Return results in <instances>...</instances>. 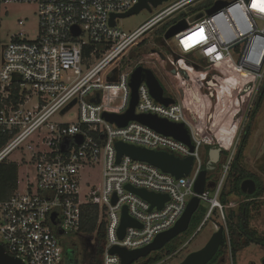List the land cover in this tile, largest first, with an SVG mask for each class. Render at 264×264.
Masks as SVG:
<instances>
[{"label": "built area", "instance_id": "2783aa9c", "mask_svg": "<svg viewBox=\"0 0 264 264\" xmlns=\"http://www.w3.org/2000/svg\"><path fill=\"white\" fill-rule=\"evenodd\" d=\"M199 1L178 0L134 32L125 34L116 26L119 18L110 25V16L128 12L138 0H0V23L5 6L24 4L37 8L35 36L29 38L23 30L25 21L19 19V31L0 51V167L12 164L17 168L16 188L8 199H0V245L9 257L21 264H69L57 236L59 232L78 233L85 205L98 206V222L104 217L102 264H121L117 255L110 254L115 246L133 251L152 243L176 224L192 197L209 205L195 232L203 229L213 208L219 209L224 221L217 198L225 175L209 192L198 195L193 189L203 165L201 148L211 147L213 142L202 136L208 130L200 118L204 110L192 97L189 71L202 76L197 97L207 103L208 97L200 95L204 83L212 96L218 84L232 74L250 88L247 104L251 99L253 102L264 79V11L260 10L261 0H211L209 6L192 11ZM218 1L225 2L224 6L208 14ZM184 9L188 12L175 16ZM177 19L180 20L171 27L182 24L183 28L169 39L173 43L172 48L167 47L169 54L150 51L159 55L158 60L150 59L154 69L141 64L126 67L131 60L129 52L134 47L136 55L141 37L155 26ZM138 67L150 70L156 79L159 76L170 86L172 93L165 94L157 79L163 97L173 103L157 102L142 80L134 113L183 123L189 131L192 151L184 143L135 120L119 127L103 117L127 112L131 100L129 83ZM189 103L203 130L188 115ZM247 104L243 114L249 111ZM75 106V122L54 119ZM116 142L164 151L181 159L193 157V164L187 177L176 179L126 155L117 162ZM231 142L233 147L234 138ZM13 154L19 157L17 164L11 161ZM19 166L25 170L21 179ZM86 168L100 169L101 184L82 196L81 179ZM126 186L165 194L168 199L161 208L150 209L147 201ZM114 196L116 202L112 204ZM124 207L138 226L127 227L119 238ZM211 236L207 235L202 246ZM225 239L229 246L226 229Z\"/></svg>", "mask_w": 264, "mask_h": 264}, {"label": "rangeland", "instance_id": "374dc122", "mask_svg": "<svg viewBox=\"0 0 264 264\" xmlns=\"http://www.w3.org/2000/svg\"><path fill=\"white\" fill-rule=\"evenodd\" d=\"M176 1L178 0H169L168 2L163 3L155 8H151V11L142 10L139 13L131 15L129 17L121 19L119 18L116 20V26L125 34H130L141 27L148 20H150L153 16ZM202 1L204 0L199 1V3ZM2 11L3 16L0 23V51L5 48L12 35L19 31L16 26V23L19 19L25 21L23 30L28 34L29 38L35 36L37 30V8L35 5L13 4L3 7ZM186 12H188V10L184 9L179 13H176L175 16L184 14ZM179 20L180 19H177L173 22L167 21L161 25L155 26L152 30L148 31L143 37H141V45L139 46V49L136 50V55H132L130 63L126 65V67L132 68L136 64H141L143 66L154 69L153 65L150 64L153 61H151L150 59H145L143 55L152 50L158 51L164 55H168L169 50L167 49V47L172 48L173 43L172 40H166L164 38V34L169 27H171ZM259 26H261V24H259ZM135 49L136 48L133 47L129 53H131ZM157 79L165 89V94H171L172 90L170 86L159 76H157ZM236 87L239 90H234ZM236 87L234 86L233 88L230 85L219 84V88L215 89L213 92V97H209L208 92H206V90H209L206 84H204L203 88H201L200 90V95L202 97H208L209 100L207 103L204 98H201L202 101H206H204V112H201L200 114V118L203 119L204 124L206 125V129L215 134L218 139L232 141L233 130L237 128L232 149L230 151H224L220 158L221 165L218 168L215 182L220 181L222 176L226 174L225 167L232 160L233 154L236 150L240 131L244 123H248L250 119V117L247 118L249 111L251 110L249 108H251L253 104V102L251 101L252 99L247 104L250 88L247 89L244 83L238 84ZM224 99H229V102L231 104L230 106H228L230 107L229 109L224 107ZM246 104V108H248L249 111H246V113L243 114V110ZM77 111V107L75 106L70 109V111H68L66 115L54 119L59 122L73 123L76 121ZM209 113H211L212 118L209 122H207ZM250 130V138L244 150L241 163L246 169L256 173L260 177L264 185V100L261 103V107L258 113L250 123ZM209 149L210 147L208 146H203L201 148V157L203 162L208 155ZM10 158L13 163H18L19 157L16 154H13ZM24 171L25 170L23 166L18 167V177L20 179L24 176ZM100 184V169L86 168L82 173L81 179L82 196L87 193L89 188L97 190L100 187ZM212 195L213 193L211 192L210 197ZM241 200L242 198H236L234 196L230 197L231 203L229 204L228 208H236ZM200 206L204 209H207L208 202H201ZM253 206L254 208L252 210L250 228L254 230L258 235L264 236V193L260 198L255 200V204ZM219 217V219H216L215 217L213 219L211 216L212 220L208 221L203 229L199 230L198 232H195L196 230L194 226H191V228L189 227L186 232L167 243L163 249L156 253H152V256H154L155 254L160 255L162 257L161 263H178L189 253L197 251L203 247L202 245L204 244L207 235L209 233L213 234L218 229V225H216L215 222H217L219 225L221 224L224 226L225 223L222 220L221 215ZM192 236L194 237L193 240L189 244H186L187 241L192 238ZM57 238L63 251L69 250L70 247L75 251L74 264H89L93 255L94 239L87 238L77 232H63L62 234L58 235ZM228 247L229 246L226 244L224 263L222 264H244L249 259L255 260L264 255L263 247L251 245L248 249L237 252L235 259H232L230 250L228 251ZM168 249L174 250H171L170 253H167ZM142 261L143 259H140L133 264H142Z\"/></svg>", "mask_w": 264, "mask_h": 264}, {"label": "water", "instance_id": "95a60500", "mask_svg": "<svg viewBox=\"0 0 264 264\" xmlns=\"http://www.w3.org/2000/svg\"><path fill=\"white\" fill-rule=\"evenodd\" d=\"M169 0H138V3L128 12L119 14V15H111L110 16V25H114V19L117 18H126L131 15L137 14L142 10L151 11V8H155L163 3L168 2ZM225 2L218 1L216 2L210 9H208L207 13L211 14L224 6ZM182 24H177L167 30L164 34V38L166 40L172 38L174 34L182 30ZM145 58L158 60L159 55L154 52L146 53L143 55ZM216 71V69H215ZM214 74V72H213ZM189 75L191 76V93L194 99V102L199 105L201 109L204 108L205 102L197 97V90L200 84V80L202 76L193 71H189ZM144 80L151 96L159 103L164 105H168L173 103V101L169 98L163 97V88L161 87L158 80L155 78L153 73L150 70L142 69L141 67L136 68L130 80V88H131V100L130 106L127 112L123 115H109L104 114L103 117L110 123H115L119 127L125 126L129 121L135 120L143 125L148 126L154 131L163 134L165 136L172 137L185 145H187L190 150H193V145L191 143L189 131L185 127L183 123H173L169 122L165 119L158 118L155 115H136L134 113V108L137 103L138 95L137 88L141 81ZM97 102V100H96ZM73 104V103H72ZM72 104L69 105L72 106ZM188 115L197 122L200 130H203V126L198 120L197 115L193 109L192 103H189L187 107ZM237 128L233 130L232 138L235 137V132ZM202 136L211 140L213 145L210 147L208 151V158L212 164H217L220 160V154L222 151H229L232 147V142L229 140L218 139V137L209 132L203 131ZM80 144V140H78ZM115 149L117 153V162L119 161L122 155L129 156L133 160L143 161L151 164L159 168L162 172L170 174L174 178H185L189 174L191 170V166L193 164V157H187L181 159L172 154H169L164 151H151L143 148H137L134 146H130L121 142L115 143ZM127 190L133 192L140 198L144 199L150 204V209L153 207L161 208L164 201L168 199V196L165 194H155L152 192H148L144 189H136L130 186L125 187ZM215 188V183L207 180V172L205 170H201L195 183H194V192L198 195H201L206 190H212ZM256 190V184L253 180L247 179L243 181L240 185V191L246 195L254 194ZM116 202V197L112 198V204ZM200 200L198 197H192L186 205L185 211L183 212L180 219L176 222V224L170 228L169 230L159 234L152 243L149 245L133 250L128 251L124 248L113 247L110 249V254L117 255L120 259L121 264H133L140 259L147 258L150 254L156 253L163 249L167 243L171 240L175 239L177 236L186 232L189 228V224L193 214L199 209ZM138 224L130 218L127 213L126 207L122 209L121 222L118 229V237L122 238L124 231L127 227H136ZM225 233V226L219 227L216 232H214L206 243V245L199 251H195L189 253L186 258L179 264H208L216 252L219 250L220 246L223 244ZM61 233L59 232V235ZM69 256H71V251L67 250ZM224 263V259H222L218 264ZM0 264H21V262L9 257L3 246L0 245ZM69 264H74L72 260H69Z\"/></svg>", "mask_w": 264, "mask_h": 264}, {"label": "trees", "instance_id": "16d2710c", "mask_svg": "<svg viewBox=\"0 0 264 264\" xmlns=\"http://www.w3.org/2000/svg\"><path fill=\"white\" fill-rule=\"evenodd\" d=\"M210 0H204L199 4L193 6L191 8L192 11L200 10L204 7L209 6ZM141 44H138V47ZM134 54V51L130 53V58ZM264 100V79L260 84L256 96L254 98L253 104L251 106V110L249 111L248 117H250L248 123H244L236 145V150L233 154L232 160L228 165V169L226 171L222 186L219 190L218 194V202L223 207V216H224V226L228 234L229 238V250L232 259H235L237 252L240 250L254 244L259 246H264V236L258 235L254 230L250 228V221L252 219V210L254 208L255 200L260 198L264 193V185L260 177L246 169L242 165V158L244 150L247 146V143L250 138V123L258 113L261 103ZM224 153V152H223ZM220 160L217 164H212L209 161L208 155L204 159L202 170L207 172V180L215 182V175H217L218 168L220 166ZM251 179L256 184V190L252 195L243 194L240 191V185L243 181ZM17 185V168L15 165H2L0 167V199L6 200L12 193V191L16 188ZM211 191V190H206ZM242 198L240 203L236 208H225L229 206L231 203L230 197ZM209 209V205L207 209L203 207H199V209L193 214L189 227H195V230L200 226L203 222L207 212ZM214 217L219 219L220 211L218 208H213L210 217L205 222L206 223ZM99 219V208L94 205H85L82 207L81 213V226L78 231L79 234L84 235L87 238L94 239V248L93 255L89 264H102L103 250L105 247V228H104V217ZM214 221V220H213ZM215 222V221H214ZM216 225L222 227L223 225H219L215 222ZM226 249V239L224 233L223 244L220 246L219 250L216 252L212 260L208 264H218L222 259H224ZM174 250V249H171ZM168 249L167 253L171 252ZM162 257L158 254L152 256L150 254L147 258L143 259L142 264H156L160 262Z\"/></svg>", "mask_w": 264, "mask_h": 264}, {"label": "flooded vegetation", "instance_id": "af4514ba", "mask_svg": "<svg viewBox=\"0 0 264 264\" xmlns=\"http://www.w3.org/2000/svg\"><path fill=\"white\" fill-rule=\"evenodd\" d=\"M219 84H218L217 88H219ZM223 85H226V84H223ZM230 86L234 88V86H232V85H230ZM236 89L239 90L237 87L234 90H236ZM233 93H234V91H233ZM213 96H214V93L212 94V96L209 95V97H213ZM223 102H224V107L229 109L230 107H228V106L231 105L230 102H229V99H224ZM211 118H212L211 113H209L207 122H209L211 120ZM223 152L224 151L221 152L220 158H221ZM215 177H216V175L213 178H215ZM252 245H254V244H252ZM250 246H248V247H246V248H244L242 250L248 249ZM255 246H259V245H255ZM261 247L264 248V246H261ZM242 250H240V251H242ZM69 251H71V256H69V254L67 253V250L63 251L64 258L66 259V261L72 260L73 262H75V259H74L75 251L71 247H70ZM244 264H264V255H262L261 257H259L258 259H255V260L249 259Z\"/></svg>", "mask_w": 264, "mask_h": 264}, {"label": "bare ground", "instance_id": "6f19581e", "mask_svg": "<svg viewBox=\"0 0 264 264\" xmlns=\"http://www.w3.org/2000/svg\"><path fill=\"white\" fill-rule=\"evenodd\" d=\"M258 4V2H254V4L253 5H257ZM241 83H243L242 82V80H239V78L237 77V76H235V75H233L232 74V76L227 80V81H223V82H221L220 84H226V85H232V86H237L238 84H241ZM205 84V83H204ZM210 86V85H209ZM204 247V246H203ZM202 247V248H203ZM201 248V249H202ZM200 250V249H199ZM199 250H197V251H199ZM193 252H195V251H193Z\"/></svg>", "mask_w": 264, "mask_h": 264}, {"label": "snow or ice", "instance_id": "6c2138e0", "mask_svg": "<svg viewBox=\"0 0 264 264\" xmlns=\"http://www.w3.org/2000/svg\"><path fill=\"white\" fill-rule=\"evenodd\" d=\"M260 10L261 11H264V0H261Z\"/></svg>", "mask_w": 264, "mask_h": 264}]
</instances>
